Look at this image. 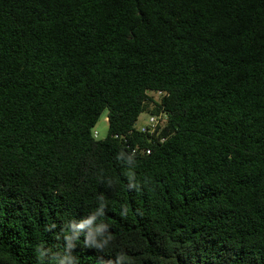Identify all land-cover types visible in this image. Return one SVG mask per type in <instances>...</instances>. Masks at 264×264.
Instances as JSON below:
<instances>
[{
    "label": "trees",
    "instance_id": "16d2710c",
    "mask_svg": "<svg viewBox=\"0 0 264 264\" xmlns=\"http://www.w3.org/2000/svg\"><path fill=\"white\" fill-rule=\"evenodd\" d=\"M0 264H264V0H0Z\"/></svg>",
    "mask_w": 264,
    "mask_h": 264
},
{
    "label": "rangeland",
    "instance_id": "374dc122",
    "mask_svg": "<svg viewBox=\"0 0 264 264\" xmlns=\"http://www.w3.org/2000/svg\"><path fill=\"white\" fill-rule=\"evenodd\" d=\"M151 94L154 96L155 99L158 98V94L157 93H151ZM150 107H149V109H144L139 114V116H138V118H137V120L135 122V126L136 127H140V126H142V125L147 123L148 117L151 114ZM105 116H106V111L102 114V116L100 117V119L98 120L96 125L93 127V129L98 132L97 138H99V139H103L107 135L108 122H107V118Z\"/></svg>",
    "mask_w": 264,
    "mask_h": 264
},
{
    "label": "built area",
    "instance_id": "2783aa9c",
    "mask_svg": "<svg viewBox=\"0 0 264 264\" xmlns=\"http://www.w3.org/2000/svg\"><path fill=\"white\" fill-rule=\"evenodd\" d=\"M165 121H166V116L163 113L150 114L146 124L140 127L135 126V128L139 130L140 132L154 133L156 129L163 126ZM97 135H98V132L93 129V136L97 137ZM146 152L149 153V150L147 149Z\"/></svg>",
    "mask_w": 264,
    "mask_h": 264
}]
</instances>
